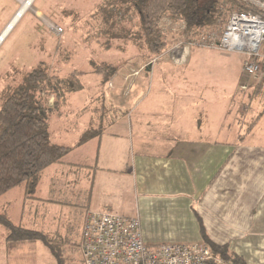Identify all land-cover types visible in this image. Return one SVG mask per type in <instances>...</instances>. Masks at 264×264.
<instances>
[{
    "label": "crops",
    "instance_id": "obj_1",
    "mask_svg": "<svg viewBox=\"0 0 264 264\" xmlns=\"http://www.w3.org/2000/svg\"><path fill=\"white\" fill-rule=\"evenodd\" d=\"M196 47L199 51L190 48L184 63L167 59L171 65H162L160 58L154 62L145 60L146 55L139 58L134 67L143 68L148 76L141 83V92L131 97L133 80L127 82L124 68L133 67V60L101 61L118 65L119 70L108 82L100 78L109 91L96 94L99 108L95 102L89 104L94 107L90 112L87 105H81L78 119L87 128L69 139L52 137L49 120L67 96L82 90L79 79L83 74L77 75L80 89L54 103L47 120L50 142L70 151L43 170L31 197L23 186L2 194L0 213L15 226L36 231L50 245L59 246L65 264H82L79 242L89 211L137 216L148 245L201 243L199 230L203 227L214 244L227 246L245 264H264V144L252 133L260 121L244 138L237 121L230 137L228 128L234 123L230 105L219 111L197 107L198 99L213 96L207 70L223 79L213 67L214 56L205 51L225 53L216 55L225 66L220 71L233 75H224L228 78L223 80L235 81L237 87L243 57L237 52ZM207 56L212 57L209 64L204 60ZM40 63L50 66L39 60L33 69ZM165 69H179L186 75L166 77ZM56 72L59 79L69 77L59 76L62 68L57 67ZM197 84L203 88L200 96L194 87ZM226 89L222 88L225 94ZM228 99L226 95L216 97ZM50 100L54 101L49 98L47 102ZM91 127L97 129V136L78 145ZM73 247L76 256L71 253ZM50 250L43 240L7 241V231L0 225V264H30L38 252L52 255Z\"/></svg>",
    "mask_w": 264,
    "mask_h": 264
},
{
    "label": "trees",
    "instance_id": "obj_2",
    "mask_svg": "<svg viewBox=\"0 0 264 264\" xmlns=\"http://www.w3.org/2000/svg\"><path fill=\"white\" fill-rule=\"evenodd\" d=\"M233 10L248 9L240 0H103L91 14V18H95L99 27L97 36L106 37L107 42L110 39H119L126 43L141 44L147 51L146 60L161 56L171 46L165 41L160 27L162 18L168 17L176 24L181 23L185 43L196 44L197 39L201 38L204 32L212 31L217 27L219 20L225 23ZM123 23L126 25L123 26ZM129 24L130 28H128ZM134 28L137 31H134ZM218 37L219 35H216L214 39ZM195 47L191 46V48ZM262 54L263 57L259 62L264 71V49ZM91 65L93 73L103 82H108L119 70L118 65L107 62H92ZM76 73L72 71L68 78L59 79L49 74L46 64L40 63L35 69L26 73L19 84L8 87L2 92L0 196L17 186H23L26 196L31 197L43 170L60 162L70 151L69 147L50 142L47 119L54 110V103L64 100L66 94L80 89L76 78L83 72ZM50 97L54 100L51 106L47 105V99ZM245 97L247 108H256L257 111L247 118L245 114L247 108L243 109L244 120H240L243 126L241 138L250 133L264 115V77L261 83L246 93ZM97 132L96 128H89L82 135L78 145L96 137ZM0 225L7 231V241L43 240L48 245V249H51L56 263L65 264L58 250L59 246L50 245L42 234L15 226L1 213ZM199 231L201 244L207 247L213 256L222 258L230 264H245L244 260L231 253L227 246L214 244L203 227H200Z\"/></svg>",
    "mask_w": 264,
    "mask_h": 264
},
{
    "label": "rangeland",
    "instance_id": "obj_3",
    "mask_svg": "<svg viewBox=\"0 0 264 264\" xmlns=\"http://www.w3.org/2000/svg\"><path fill=\"white\" fill-rule=\"evenodd\" d=\"M101 1L102 0H35L31 2V5L20 19L15 22L13 25L14 29H11L12 31L10 30L11 33L9 31L4 37L3 41L9 35L6 40L0 43V45L3 43L0 47V97L4 89L19 84L23 80V76L26 75L25 73L33 69L32 66L36 65L39 60L48 62L50 66H47V68L50 75H57V67L59 69L62 68V72L59 74L60 77H64L72 71L77 72L76 74L83 72V76L79 79V81L82 82V90L76 92V94L67 96L58 112L59 114L57 113L49 120V130L52 137H65L69 139V137L76 135L78 132H83L87 127L83 119H78L81 105H87L88 109L90 108V112H92L94 107L89 106V104L91 105L95 102V105L99 108L101 103L96 99V101H94L96 94L98 95L100 92L107 93L109 91L108 86L101 83L100 77L93 73L91 62H118L119 58L130 61L132 59L131 65H133V67L124 68L128 71L124 74H127V78L129 77L127 82L133 80V89L130 97L135 93L141 92V83L144 77L146 75L148 76L143 68L136 69L137 67H134L139 58L147 55V51L141 44L126 43L119 39H110L107 42L106 37L101 35L97 36L99 27L95 22V18H91V14L96 11ZM19 6L20 1L18 0H0V19L1 22H3V26L0 25V35L3 32L4 24L8 22L14 12L20 9ZM223 23L224 22L219 20L216 28L212 31L204 32V34L208 33L206 35H209L208 41L212 39V37L219 35ZM122 25L124 26L126 24L123 23ZM177 25L180 28L182 26L179 22H177ZM55 27L60 28L61 33H57ZM130 27L131 25L129 24L128 28ZM160 27L165 41L171 46L164 54L152 58L150 62H154L160 58L158 62L162 65H171L167 61L172 59L173 61H181L183 59L184 63L187 60L191 47L186 50L185 54L179 51L181 48L180 45L186 47L184 45L185 39L182 37V30L168 17L161 19ZM135 28L134 31H137ZM115 29L118 30V28ZM169 34L171 36H169ZM179 38H181V40ZM122 47H124L123 52L120 50ZM192 49H198L197 51H199L198 47ZM263 49L264 45L260 48L261 52ZM178 52L180 53L179 56L175 57L174 55ZM205 52L214 56L212 61L214 69L219 70L217 75H220L223 79H227L233 75L232 73H230L231 75L225 74L227 71H220V68H224L225 66L216 55H225V53ZM240 54L243 58L241 61V73L238 87L237 82L225 81L216 77L213 75L212 71L210 73L211 69H208V74H211L210 83L214 86L213 96H211V100H197V107L199 109H207L206 107H209L219 111L226 105L231 106L233 109L232 114L234 115V123L228 128V135L230 137L235 134L236 122L244 120V117H242L244 114H241V111L247 108L245 105L246 93L257 84L261 83L264 77L263 75L258 81H254L252 86L242 91V89H240V81L243 79L242 64L245 57L242 53ZM211 58L212 57L207 56V59L204 58V60L209 64ZM159 75L163 76L161 72ZM183 75L185 76L186 74L181 73L179 69L164 70V76L166 77H182ZM224 75L228 77H224ZM167 83L168 82H165V84ZM232 83H234V85ZM124 86L126 87V84H124ZM194 87L196 88L197 96H200L199 93L203 89L202 85L199 86L197 84L194 85ZM224 87H227L225 91L227 94L222 91ZM144 92H146V90H144L143 93ZM221 95H226L230 99H228L227 102L225 100H216V97ZM50 98L52 99L53 97ZM108 102L109 101H107V103ZM53 103L54 101L50 100L47 105L51 106ZM246 110L245 114L247 118H250V116H252L251 114H255L257 111L256 108H247ZM232 114H230V118H232ZM230 118L227 117V119ZM47 125L49 128L48 121ZM62 126H66V128L63 130ZM242 127L243 126L240 124L238 128L242 130ZM238 128L237 132H239ZM252 133L255 139L260 140V143L264 144V115ZM252 140L254 139L252 138ZM77 234V231H75V240ZM62 250L63 249H61V251ZM71 253L76 256V249L74 247L71 249ZM36 255L35 261L31 260L30 264H57L56 259L53 257L52 260V255L49 252H38Z\"/></svg>",
    "mask_w": 264,
    "mask_h": 264
},
{
    "label": "built area",
    "instance_id": "obj_4",
    "mask_svg": "<svg viewBox=\"0 0 264 264\" xmlns=\"http://www.w3.org/2000/svg\"><path fill=\"white\" fill-rule=\"evenodd\" d=\"M240 2L248 10L231 11L218 38L208 41L209 35L205 34L196 44L180 45L179 51L185 54L191 46H201L242 53L245 58L240 89L243 91L264 75L259 62L263 57L260 48L264 45V0ZM55 30L61 33L60 28L55 27ZM84 220L79 245L82 264H230L213 256L201 243L148 245L137 216L89 211Z\"/></svg>",
    "mask_w": 264,
    "mask_h": 264
},
{
    "label": "bare ground",
    "instance_id": "obj_5",
    "mask_svg": "<svg viewBox=\"0 0 264 264\" xmlns=\"http://www.w3.org/2000/svg\"><path fill=\"white\" fill-rule=\"evenodd\" d=\"M20 1V9L16 12L11 22L5 27L3 32L0 35V43L3 41L4 37L7 35L8 31H10V28L13 27L12 25L15 24V22L20 19V17L23 15V13L28 9V7L31 5V2L33 0H18Z\"/></svg>",
    "mask_w": 264,
    "mask_h": 264
},
{
    "label": "water",
    "instance_id": "obj_6",
    "mask_svg": "<svg viewBox=\"0 0 264 264\" xmlns=\"http://www.w3.org/2000/svg\"><path fill=\"white\" fill-rule=\"evenodd\" d=\"M13 26V25H12ZM12 29V27L10 28V30ZM9 32V31H8Z\"/></svg>",
    "mask_w": 264,
    "mask_h": 264
}]
</instances>
